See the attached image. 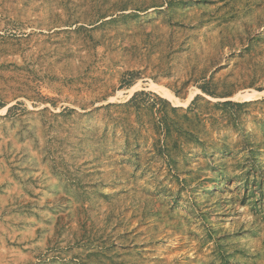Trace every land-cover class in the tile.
Masks as SVG:
<instances>
[{
  "label": "rangeland",
  "instance_id": "374dc122",
  "mask_svg": "<svg viewBox=\"0 0 264 264\" xmlns=\"http://www.w3.org/2000/svg\"><path fill=\"white\" fill-rule=\"evenodd\" d=\"M0 264H264V0H0Z\"/></svg>",
  "mask_w": 264,
  "mask_h": 264
}]
</instances>
